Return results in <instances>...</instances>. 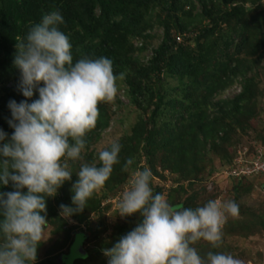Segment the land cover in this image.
I'll use <instances>...</instances> for the list:
<instances>
[{
	"label": "trees",
	"instance_id": "16d2710c",
	"mask_svg": "<svg viewBox=\"0 0 264 264\" xmlns=\"http://www.w3.org/2000/svg\"><path fill=\"white\" fill-rule=\"evenodd\" d=\"M54 10L65 21L60 29L72 44L74 62L85 55L111 59L114 73H125L117 84L124 85V95L139 112L131 132L118 140L122 145L119 163L102 187L103 195L98 197L95 192L83 211L71 216L77 224H70L60 215L61 204L75 207L72 187L79 179L76 172L55 196L46 199V213L42 214L56 231L63 232L64 238L43 256L41 242L35 264H108L104 249L114 246L141 222L139 213L126 216L127 224L116 225L110 240L84 249L83 257L74 256L73 250L78 236L83 238V246L89 235L104 231L93 227L91 216L102 218L103 201L125 184L130 171L147 167L160 175V165L165 170L179 171L180 178L193 186L203 180V173L207 172L210 179L218 168L232 164L235 145L240 141L235 134H247L261 112L258 98L264 96V0H0V130L7 133L0 147L14 132L9 125V102L39 99L35 89L31 98L24 97L20 90L22 72L14 65L15 38L26 36L43 14ZM155 25L162 28L163 37L145 61L141 54L148 49V41L153 38L149 29ZM136 39L142 42L136 44ZM235 84L240 85V91L233 97H222ZM116 103L125 104L119 98ZM99 113L96 127L85 137L87 159L90 164L97 161L98 166V152L91 147L111 123L110 104L101 103ZM257 141L264 145V133L257 134ZM129 157H134L135 163L124 172L122 166ZM3 159L0 156V161ZM216 159L219 166L215 165ZM232 179V201L238 204L239 214L227 220L223 230L226 235L249 237L264 230V204L258 208L240 201L256 185L262 192L264 176ZM215 186L213 191L205 185L183 202L170 204L203 206L197 198L206 195L205 204L216 200L220 193ZM15 190L11 181L8 185L0 183V193ZM21 191L26 193L27 189ZM161 192L157 188L155 194ZM75 228L80 230L73 233ZM199 245L194 247L201 256L202 251L216 253L218 249L205 242L203 247L210 246L206 252Z\"/></svg>",
	"mask_w": 264,
	"mask_h": 264
},
{
	"label": "clouds",
	"instance_id": "9594fccd",
	"mask_svg": "<svg viewBox=\"0 0 264 264\" xmlns=\"http://www.w3.org/2000/svg\"><path fill=\"white\" fill-rule=\"evenodd\" d=\"M64 23L54 10L43 14L26 36L15 38L14 65L22 72L20 90L31 98L35 89L39 99L9 102V125L14 132L0 147V156L6 158L0 161V183L11 181L16 190L0 193V264H35L48 224L42 214L46 199L71 179L72 172L62 161L81 158L86 134L99 119V105L114 101L117 81L125 78L124 72L114 73L113 61L104 56L85 55L74 62L72 44L60 29ZM6 139L7 133L0 130V141ZM121 147L113 140L98 150L99 166L81 165L72 187L75 207L61 204L62 217L83 211L105 185L119 163ZM134 163V157L127 158L122 171L128 172ZM151 178L147 167L132 171L129 187L118 202V214L139 213L141 222L104 249L108 264H244L231 254L209 251L202 257L194 247L201 240L213 248L222 245L224 225L239 214L235 201L209 200L196 208L173 206L162 194H153ZM24 188L26 193L21 191Z\"/></svg>",
	"mask_w": 264,
	"mask_h": 264
},
{
	"label": "rangeland",
	"instance_id": "374dc122",
	"mask_svg": "<svg viewBox=\"0 0 264 264\" xmlns=\"http://www.w3.org/2000/svg\"><path fill=\"white\" fill-rule=\"evenodd\" d=\"M149 32L152 33L153 38L149 39L148 49H146L141 54L144 57L145 61L152 55L153 49L159 45L163 37V30L158 25H155L153 29H149ZM141 42L142 40L136 39L134 43L140 44ZM262 78L264 79V74L262 75ZM263 82L264 80L262 81L261 86H263ZM173 83L177 82L173 81ZM118 88L119 91L114 101L108 103L110 104V109L112 110L111 123L108 127L101 131L99 140H97L96 143L91 147V149H95L97 152L98 150L106 148L108 145H110L111 141H118L126 133H130L131 126L137 119L139 111L130 104L128 97L124 95L123 88L125 87L121 82L118 83ZM239 88V84L233 85L224 92L222 97H233L239 92ZM118 98L121 99L125 104L119 106L116 103ZM258 107H260L261 112L254 118L253 128L248 131L247 134H241L239 132L235 134V138L240 139V141L235 145V158H238L240 156L247 161H251L256 158V151H259V149H263L264 151V145H261L257 141V134L259 132L264 133V96H260L258 98ZM144 112L145 114H147V111ZM86 151V149L82 150L80 159L71 160L65 158L62 163H67L69 170L72 173H77L80 170L82 164H90L85 153ZM95 163H97V161H95ZM142 163L144 165H147L145 159H143ZM215 165H220V162L217 159L215 160ZM157 169H159L160 175H156L155 172L151 170L152 178L150 181V186L153 189V194L156 193L157 188L161 189V194L169 203H172V201L183 202L186 197L196 194L205 185H208L211 190H213L212 188L214 187V185H216V190L220 193H218L219 195L216 200L227 201L233 199V193L230 189L232 188L234 181V179L232 178L235 177L229 175V170L227 171L226 167L221 168L220 170H218V168L215 171L214 175L210 177V179L207 172L203 173V180L201 182H196L193 186L190 185V181H186L185 179L180 178L181 173L179 171L175 172L170 169L165 170L160 165L157 166ZM131 174L132 173L130 171V175L127 181L114 195L109 196L106 200L103 201L102 206L104 207V210L101 214L102 218L98 219L99 215L96 214L91 216V224L93 225V227L96 228L98 226V228L104 229V231L98 233L96 236H94V234L89 235L84 241L83 246V238L78 236L75 244L77 245V248L73 250L74 256L80 258L83 257L86 254L84 249L88 251L92 248L101 246L102 242L110 240L116 225H123L128 223L126 216L121 217L118 214V202L121 199L123 192L129 187L128 181L131 177ZM257 186L258 185H256V187L251 190L250 193L241 198V204H243L244 202L256 207H260V205L264 204V192H261L259 190V187ZM184 189L186 190L184 191ZM96 194L98 197H101L103 195L102 188L98 189L96 191ZM205 197L206 195H199L196 202H199L201 204L203 203L202 205H205ZM233 218L235 217H229L228 220ZM67 220L70 224H77L71 217L67 218ZM86 227L87 225L82 226L83 229H85ZM78 230L80 229L75 228L73 233H76ZM61 238H64L63 232L56 231L55 225L48 224L45 227L44 231L45 240L43 241L41 250L42 256L46 253L49 247H52L55 243H57L56 241ZM205 242L206 241L201 240L196 244L201 243V246L199 245L200 248L202 247L207 252V250L210 249L211 244H209L210 246L206 245L208 247H203ZM196 248L198 249V247ZM216 253L231 254L235 258L241 259L244 264H264V230L259 231L258 233L253 234L249 237H243L240 235H226L223 230V243L217 249ZM202 254V257L206 256V253L204 251H202Z\"/></svg>",
	"mask_w": 264,
	"mask_h": 264
},
{
	"label": "built area",
	"instance_id": "2783aa9c",
	"mask_svg": "<svg viewBox=\"0 0 264 264\" xmlns=\"http://www.w3.org/2000/svg\"><path fill=\"white\" fill-rule=\"evenodd\" d=\"M179 40L181 41V38H179ZM256 152V158L251 161H247L240 156L234 158L232 162L233 165L231 164L227 168V171L229 170V175L233 177H241L244 175L262 174L264 176V151L263 149H259V151Z\"/></svg>",
	"mask_w": 264,
	"mask_h": 264
}]
</instances>
